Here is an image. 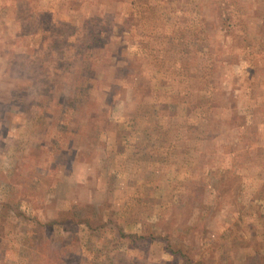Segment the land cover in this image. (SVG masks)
I'll return each mask as SVG.
<instances>
[{
    "label": "rangeland",
    "instance_id": "obj_1",
    "mask_svg": "<svg viewBox=\"0 0 264 264\" xmlns=\"http://www.w3.org/2000/svg\"><path fill=\"white\" fill-rule=\"evenodd\" d=\"M264 0H0V264H264Z\"/></svg>",
    "mask_w": 264,
    "mask_h": 264
},
{
    "label": "crops",
    "instance_id": "obj_2",
    "mask_svg": "<svg viewBox=\"0 0 264 264\" xmlns=\"http://www.w3.org/2000/svg\"><path fill=\"white\" fill-rule=\"evenodd\" d=\"M262 139H263V143H264V137Z\"/></svg>",
    "mask_w": 264,
    "mask_h": 264
}]
</instances>
